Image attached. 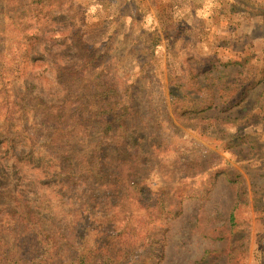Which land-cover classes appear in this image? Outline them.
<instances>
[{
	"label": "rangeland",
	"instance_id": "rangeland-1",
	"mask_svg": "<svg viewBox=\"0 0 264 264\" xmlns=\"http://www.w3.org/2000/svg\"><path fill=\"white\" fill-rule=\"evenodd\" d=\"M0 264H264V0H0Z\"/></svg>",
	"mask_w": 264,
	"mask_h": 264
},
{
	"label": "trees",
	"instance_id": "trees-1",
	"mask_svg": "<svg viewBox=\"0 0 264 264\" xmlns=\"http://www.w3.org/2000/svg\"><path fill=\"white\" fill-rule=\"evenodd\" d=\"M101 94H102V93H101ZM101 94H100V95H101ZM120 116H122V115H121V114H120V115H117V117H120ZM117 119H118V118H117ZM118 120H119V119H118ZM108 125H109V127L111 126L110 122H109ZM93 174H94V175H97L98 177H103V175H104L103 172H102V170H101V168H99V167H98V169L96 168V169L93 170Z\"/></svg>",
	"mask_w": 264,
	"mask_h": 264
}]
</instances>
